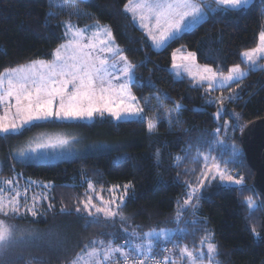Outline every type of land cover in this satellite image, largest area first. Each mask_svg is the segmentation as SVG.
<instances>
[{
  "label": "trees",
  "instance_id": "1",
  "mask_svg": "<svg viewBox=\"0 0 264 264\" xmlns=\"http://www.w3.org/2000/svg\"><path fill=\"white\" fill-rule=\"evenodd\" d=\"M128 1L76 0L71 11L60 9L57 13L49 11L54 7L47 0H0V73L35 60L50 61L66 38L67 20L78 27L104 24L135 66L131 90L147 116L142 121L113 122L109 116H102L91 123H36L22 134L0 139L1 176L18 174L52 185V209L49 207L38 220H16L38 231L39 238L12 244L0 256V264H68L95 239L123 243V229L148 233L173 228L187 185L194 186L202 178L204 160L193 162V157L197 150L210 157L215 152L220 106L226 120L241 126L234 139L241 150L243 188L251 191L211 182L206 191L202 190L204 198L195 215L191 209L185 212L181 227L186 231L175 238L182 246L198 251L201 239L211 233L219 264H264V197L254 187V172L240 143L245 125L264 118V70L250 71L239 82L213 90L194 86L188 77L175 79L171 71L177 50L195 53L199 65L216 72L226 73L235 65L245 68L241 54L255 48L264 32V0H254L247 11L210 13L199 27L170 41L161 51L152 48L146 35L124 12ZM217 98L222 102L215 106ZM154 101L156 109L149 103ZM162 106L176 111L170 124L160 110ZM152 121H157L156 130L150 133ZM56 129L81 131L84 138L87 133L85 144L95 146V152L44 164L13 160L12 150L18 144L36 133L59 131ZM224 153L220 150L222 160ZM176 157L184 158L182 166H175ZM89 182L104 190L120 187L124 191L123 222L96 218V223H89L92 218L69 209L75 199L86 197ZM126 185L129 187L125 191ZM250 193L261 205L251 216L245 203ZM253 228L261 239H254Z\"/></svg>",
  "mask_w": 264,
  "mask_h": 264
},
{
  "label": "snow or ice",
  "instance_id": "2",
  "mask_svg": "<svg viewBox=\"0 0 264 264\" xmlns=\"http://www.w3.org/2000/svg\"><path fill=\"white\" fill-rule=\"evenodd\" d=\"M253 3L254 0H151V2L142 0L138 3H131L130 0L125 11L133 14L134 21L139 15L140 26L148 28V34L152 36L153 44L159 48L166 41L180 39L182 34L199 27L210 13L226 14L230 11H247ZM58 6L65 8L69 5L60 4ZM146 20L152 24L151 27L149 24H145ZM65 27L68 30L76 28L70 22ZM87 31V29H76L68 43L62 44L55 50L54 60L51 63L33 62L28 66H20L0 73V106L7 110L5 115L0 117V139L8 140L14 135L22 134L26 126L49 119L83 120L87 118L91 120L94 114L103 116L105 112L116 120L140 117L143 112L142 108L124 102L125 97L129 101L136 100L129 87L134 79L135 66L129 63L122 51L114 45V42H111L112 34L107 27L100 29L97 26L92 37H88L91 41L100 32H103L109 38V42L100 41L103 47L99 49V53L93 55L96 48L95 43L82 42ZM154 32H158V36L154 35ZM65 34L67 35V32ZM100 53H107V55ZM117 57L119 58L118 62ZM241 57L242 62L248 65L250 71L258 68V60L264 59V32L259 35L257 47L244 51ZM173 58L175 59V55ZM186 59L194 60L195 53H188ZM110 60L113 62L109 63ZM37 63L39 67H37ZM173 67L176 65L174 64ZM203 73L206 75H202L200 78L209 81V87H213L216 83L223 86L226 83L239 82L247 75L241 71L239 65L230 68L227 75H224L223 72L213 71L208 67L203 69ZM120 74L125 79L119 84L118 89H114L112 79H118ZM13 100L14 104L11 103ZM157 107L159 108L161 105L158 103ZM13 108L15 111L12 113V118L9 119L8 113ZM176 110L177 112L180 110L179 105ZM155 128V123H149L148 131L150 133ZM220 131L221 129L217 128V134ZM217 143H221V141H217ZM49 147L71 151V142L66 138H55L54 140L50 138L47 142L38 141L36 147L29 146L26 150H20L18 155L25 159L28 158L29 153H36L37 149ZM209 149L211 150L210 145ZM159 156L158 151L157 158ZM237 156L238 151L233 146L232 160L234 161ZM201 157L207 171L201 173L202 178L195 186L187 185L189 190L186 193V199L183 200V208L177 213V219L174 221L177 224L175 231H186L179 227L182 223V212L191 209L192 214L195 215L199 201L204 198L202 189L206 191L212 180L219 178L222 186L237 185L241 186V191H251L243 188V177L234 178L221 166V164L226 166L228 161L218 163L216 158L203 155L197 150L193 162H197ZM209 159L212 160L211 166L207 163ZM183 160L182 157H176L175 166H182ZM206 180L207 183H205ZM224 182H227V185H224ZM4 183L11 184L12 182L5 181ZM88 187L93 190L91 182ZM128 187L125 186V191ZM2 191L0 189V215L19 217L21 209L26 207V199L22 204L18 198L20 193H16L5 201ZM82 203L89 216H92L91 210L95 209L96 213H103L105 218L111 219L119 216L122 222L125 220L122 215V197L120 203H116L115 209L110 204L97 207L91 196ZM111 203H115V198ZM245 203L250 216L261 207L255 203L252 196L247 197ZM49 207L51 208V205ZM26 211L35 216V204L32 207H27ZM80 211L81 209L77 207L76 212ZM96 222V218L89 221V223ZM194 223H199V221H194ZM252 232L255 240L261 239L255 228ZM15 233L16 229L12 225H9L5 220H0V255L9 244L23 241V233L20 241H15ZM172 233L173 230L167 228L152 230L141 238L133 232L128 234L130 239L126 241L125 245H117L114 240H109L107 244L104 241L93 240L91 247L86 245L85 251L77 254L70 264H81L86 259L90 264H147L149 261L151 264H176V259L185 261V264H204L206 259L209 264H212L218 255L216 244L211 242L213 234L209 233L200 242L203 248H206V252L203 248L197 252L195 249H189L187 246L180 247L176 244L174 247L178 249L179 253L176 259L166 256L163 260H157L153 255L155 247L158 243L163 242L162 251H167V243L174 238Z\"/></svg>",
  "mask_w": 264,
  "mask_h": 264
},
{
  "label": "rangeland",
  "instance_id": "3",
  "mask_svg": "<svg viewBox=\"0 0 264 264\" xmlns=\"http://www.w3.org/2000/svg\"><path fill=\"white\" fill-rule=\"evenodd\" d=\"M87 1H89V0H87ZM47 2H49V5L54 7V9L50 8L49 11L54 12V10H56V12L58 13L60 9H62V10L65 9V10L71 11L70 7L73 6V4L76 2V0H47ZM60 4H67L69 6L65 7V8H61L58 6ZM68 22H70L72 25H75L77 29L84 30L86 28V26L78 27L75 22H72L70 20L65 21V23H64L65 29L64 30H65V33L67 32V35L65 34L66 38H65L64 42H62L57 48H59L62 44H67L68 41L72 38L73 32L75 31L72 29L73 30L72 32H71V30H70V32H68L69 30L65 27V25ZM152 23H154V22H152ZM94 24H96V23H94ZM146 24H149V27L152 26V24H150L149 21H147ZM91 25H93V24H91ZM98 25L100 26V28L101 27H104V28L107 27V29L110 30V28L104 24L101 25L100 23H98ZM89 26L90 25H87V27H89ZM90 27H92V26H90ZM110 32H111V30H110ZM146 32L148 33V28H146ZM92 33H90L89 36L85 35V38L88 39V37H92ZM86 34H87V32H86ZM111 34H112V32H111ZM153 34L158 36V32H154ZM148 39H149V42H150L152 48L154 50H157V51H161L162 49H164L168 45V43L170 41H172V40H168L163 45H161L159 48H157L153 44L152 36H148ZM100 41L108 42L109 38L104 33H101V34L99 33V35L96 36V38H94L93 43H95L96 48L93 51V55H96L97 53H99V49L101 47H103V45L100 43ZM82 42L85 43L84 41H82ZM89 42L90 41H88L86 43H89ZM111 42H114V45L122 51V49L117 45L113 35L111 36ZM258 44H259V38H258ZM257 45H256V47H257ZM54 53H55V51H54ZM54 53H53V57L50 61L35 60L33 62H41L42 61L45 63H51L54 60ZM188 53H192V52H189L186 50H177L173 53V57L175 55V59L173 58L171 71L173 72L175 79L180 80L182 76L187 75V77L193 81L192 83L194 86H205L208 90H213L216 88H226V87H228L234 83V82L226 83L223 86H221L219 83H216V84H214L213 87H209V81L201 80L200 77L202 75H206L205 73H203V69L205 67H208L211 69H213V68L209 67V66L199 65L196 61V57L194 60L186 59ZM100 54L101 55H107V53H100ZM122 54H123V52H122ZM118 60H119V58L117 57V62H118ZM241 61H242V57H241ZM33 62L24 64V65H20V66H28ZM112 62H113L112 60L109 61V63H112ZM242 63L245 65V68L240 66L241 71L248 74L250 72L248 65L244 62H242ZM174 64L176 65V67H173ZM20 66H17V67H20ZM37 67H39L38 63H37ZM258 70H264V59L258 60V68L254 71H258ZM213 71H215V70L213 69ZM223 74L227 75L228 72L223 73ZM124 79H125V77L122 74L119 75L118 79H112V85H113L114 89H118L119 84ZM133 81H134V79H133ZM132 82L129 85L130 90H131ZM131 94L133 95L132 90H131ZM124 102H125V104H131L132 106L139 107V108L143 109L142 105L137 100V98L135 101H129L125 97ZM219 102H222V101H220V99L217 98V100L214 101L215 106L219 105L220 104ZM11 103L14 104L15 101L13 100V101H11ZM117 103H118V101H117ZM149 103H153V105L151 107L155 108V105H156L155 101L149 102ZM160 110L166 116H168L167 115L168 113L171 114L170 116L165 118L166 120L172 121L174 119L176 111L164 109L163 106H162V108H160ZM6 111L7 110L3 106H0V117L4 116ZM14 111H15V109L13 108L12 111L8 113L9 119L12 118V113H14ZM103 116H109L113 120V122L142 121V120L147 119V116L145 114L144 109H143V112L141 113L140 117H137V118L116 120L114 117L110 116L107 112H105ZM218 116H219L218 128H220L221 131L218 134H217V132H215V135H216L215 152L211 157L216 158V161L218 163L221 161H228L226 166L224 164H221V166L224 167L226 169V171L229 174H231L234 178L238 179L240 177H243L244 173H243V170H241L243 165H242V163H240V161H241V158H240L241 157V150L237 146L234 137H235V132L238 129L241 130V126L239 125V128H238V124H231L230 121L226 120L225 110H223V108H221V106L218 107ZM96 117L98 118V117H102V116H100L99 114H94L93 118L91 120H89L87 118H85L83 120L49 119L46 121L34 122L33 124L49 122V121H62V123H78V122L79 123H91V122H94L96 120ZM151 123L156 124L157 121H152ZM170 123L171 122H169V124ZM29 126H31V125H29ZM29 126H26L25 128H27ZM56 130H59V129H56ZM155 130H156V128H155ZM57 132H60V133H57ZM79 132H81V131H79ZM79 132L76 130H66L65 132H61V130H59V131H53V132L52 131H42V132L36 133L33 136H31L30 138H28L25 142L20 143L15 148H13L12 158L14 161H18L21 163L44 164V163L58 162V161H63V160H74L77 158L84 157L90 153H94L95 152V146H88L85 144V142L88 141V139L86 140V134L87 133H85V138H84V132H81V134ZM50 138L53 140L55 138H66V139H68L71 142V151H69L67 149H62V148H55V149H53L51 147L40 148V149H37L36 153H29L28 158L22 159L19 157L18 153L20 150H22V149L26 150L29 148V146L36 147V144L38 141L39 142H47ZM217 141H221V143H217ZM233 146L238 151V156L236 157V159L234 161L232 160V157H231ZM220 147H221V149H220ZM220 150L223 153L227 151V153H224L225 154V160H222L220 158L221 157L220 156ZM203 155H205V154H203ZM207 163L209 166H211L212 160L209 159V161ZM230 163H233V164L231 165ZM203 167H204V170L202 172L207 171V169L205 168V162H203ZM1 168H2V166H1V160H0V172H1ZM212 172L214 174V169L212 170ZM5 181H11L12 183L7 184V183H4ZM214 181H219V183H221L219 178H217L216 180H212L211 182H214ZM205 183H207V180L205 181ZM243 183H244V181H243ZM224 185H227V182H224ZM232 186H237V185H232ZM0 189L3 190L2 195L4 196L5 201L10 199L16 193H20V196L18 198L22 204L24 203L25 199L27 201L26 207L21 209V215L19 217L13 218L12 216L5 217V216L0 215V220H5L9 225H12L16 229L15 241H20L21 234L23 233V241L13 242V243L9 244L7 246V248L4 250V252L5 251L7 252V251H9V248L11 247L12 244L22 243L28 239L39 238V236L37 235L38 231H35V230L33 231L29 227L21 226L18 223H16V220L17 219H24V218H31L34 220H38L41 217V215H43L45 213V211L50 206V201L52 198V196H51L52 185H49V184H46V183H43L40 181H36V180L26 179V178H24L18 174H12L10 176H1L0 175ZM118 191H119V193H118ZM89 196L92 197V201L97 207H102V206L110 204V206L113 209H115L116 203H120V198L121 197L123 198V203H124V199H125L124 191H122V189L120 187L119 188L118 187H112V188L104 190V189L98 188L97 186L93 185V190L89 189V191H86V197L80 198L79 201L78 200L76 201V199H75V203H71V205L69 206V209L74 210V211H76V208L79 207L81 209L79 214H83V215L90 217L92 219H94V218H100V219L104 218L106 220H115V219L118 220V219H120L119 216L111 218V219L105 218L103 213H96L95 209L91 210L92 216H89L88 212L84 210V206L82 203V201L87 200V198ZM249 196H252L253 200L257 201V198H255V196L253 194L251 195V193H250ZM113 198H115V203H111L113 201ZM33 204H35V211H36L35 216H33L30 212L26 211V208L32 207ZM182 208H183V204H180L179 208L176 211L174 221L177 219V213L179 211H181ZM51 209H52V207H51ZM187 211L188 210L182 212V216H181L182 223L179 225L180 228H182L181 226H183V217L185 216V212H187ZM176 228H177L176 223H175V226L173 228H167V229L173 230L172 234L174 236V238L170 242H168L166 245L167 251H162L163 242L158 243L157 246L155 247L153 255L156 257L157 260H163V258L166 256L171 257L172 259H176V257L179 255V253H178V249L176 247H174V245L178 244L180 247H184L175 238L177 234H181L183 231H175ZM123 232H124L123 234L125 235V237L123 236L125 238V241L123 243L117 244V245H125L126 241H128L130 239V237L128 235L130 233L135 232L141 238H143V236L145 234V233H139L136 230H130L127 232V231H124V229H123ZM95 240L96 241H104L105 244H107V242H108V240H105V239H95ZM91 242L87 244L89 247H91ZM211 242H213V241H211ZM97 247H99V245H97ZM200 247L203 248L202 245ZM201 248L198 251H200ZM189 249H191V248H189ZM203 250L206 252V248H203ZM84 251H85V247L78 254H80ZM118 258L119 257L117 254V259ZM70 262L68 264H70ZM217 262L218 261L215 258V260L212 262V264H217ZM81 264H90V262L86 259L85 261H82ZM147 264H151V261L147 262ZM176 264H185V261L176 259ZM204 264H209V262L205 259ZM218 264H219V262H218Z\"/></svg>",
  "mask_w": 264,
  "mask_h": 264
},
{
  "label": "water",
  "instance_id": "4",
  "mask_svg": "<svg viewBox=\"0 0 264 264\" xmlns=\"http://www.w3.org/2000/svg\"><path fill=\"white\" fill-rule=\"evenodd\" d=\"M247 163L254 172V187L264 197V118L247 123L240 134Z\"/></svg>",
  "mask_w": 264,
  "mask_h": 264
},
{
  "label": "crops",
  "instance_id": "5",
  "mask_svg": "<svg viewBox=\"0 0 264 264\" xmlns=\"http://www.w3.org/2000/svg\"><path fill=\"white\" fill-rule=\"evenodd\" d=\"M138 2H142V0H131V3H138ZM148 2H151V0H148ZM129 3H130V0L128 1V3L125 5V7H124V12L128 15V16H130V18L132 19V22L134 23V25L139 29V30H141L145 35H146V37L148 38V36H150L147 32H146V28H142L141 26H140V20H139V15H137V17H136V19H135V21L133 20V14L131 13V12H126L125 11V8H126V6L127 5H129ZM207 19V18H206ZM147 23V20L145 21V24ZM102 25V24H101ZM90 26H92V27H90ZM89 27H87L86 26V28L85 29H87L88 31H87V34L85 33V35L86 36H89V34L90 33H94V32H96V30H97V26L100 28V26L98 25V23H96V24H93V25H90ZM104 27H101L100 29H103ZM77 28H75V29H73V30H76ZM73 30H71V32L73 31ZM68 32H70V30L68 31ZM92 33V34H93ZM101 33H103V32H100V34ZM96 38V37H95ZM149 40V39H148ZM85 43L86 42H88V41H90V40H88V39H84L83 40ZM90 42H94V40H91ZM109 42V41H108ZM111 61V60H110ZM173 73V72H172ZM174 75V74H173ZM184 77H187V75L186 76H182L181 78H184ZM190 79V78H189ZM57 122H62V121H57Z\"/></svg>",
  "mask_w": 264,
  "mask_h": 264
}]
</instances>
